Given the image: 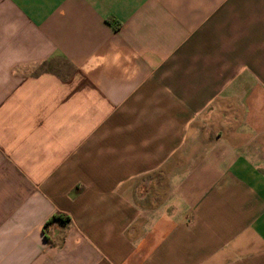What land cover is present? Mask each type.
<instances>
[{
	"label": "crops",
	"instance_id": "obj_1",
	"mask_svg": "<svg viewBox=\"0 0 264 264\" xmlns=\"http://www.w3.org/2000/svg\"><path fill=\"white\" fill-rule=\"evenodd\" d=\"M0 264H264V0H0Z\"/></svg>",
	"mask_w": 264,
	"mask_h": 264
},
{
	"label": "trees",
	"instance_id": "obj_2",
	"mask_svg": "<svg viewBox=\"0 0 264 264\" xmlns=\"http://www.w3.org/2000/svg\"><path fill=\"white\" fill-rule=\"evenodd\" d=\"M47 223H48V222H47ZM47 223H46V224H47Z\"/></svg>",
	"mask_w": 264,
	"mask_h": 264
}]
</instances>
